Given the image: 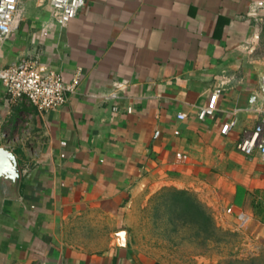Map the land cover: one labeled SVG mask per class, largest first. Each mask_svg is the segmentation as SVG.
<instances>
[{
	"label": "crops",
	"instance_id": "crops-1",
	"mask_svg": "<svg viewBox=\"0 0 264 264\" xmlns=\"http://www.w3.org/2000/svg\"><path fill=\"white\" fill-rule=\"evenodd\" d=\"M19 5L0 65L37 59L73 90L41 111L0 84V147L19 168L0 179V264H144L129 201L161 187L246 213L264 246V160L237 148L264 104V0H85L66 23L49 0Z\"/></svg>",
	"mask_w": 264,
	"mask_h": 264
},
{
	"label": "rangeland",
	"instance_id": "rangeland-1",
	"mask_svg": "<svg viewBox=\"0 0 264 264\" xmlns=\"http://www.w3.org/2000/svg\"><path fill=\"white\" fill-rule=\"evenodd\" d=\"M129 208L144 264H264V246L204 191L161 187L134 197Z\"/></svg>",
	"mask_w": 264,
	"mask_h": 264
},
{
	"label": "built area",
	"instance_id": "built-area-1",
	"mask_svg": "<svg viewBox=\"0 0 264 264\" xmlns=\"http://www.w3.org/2000/svg\"><path fill=\"white\" fill-rule=\"evenodd\" d=\"M20 0H0V39H5L14 29L20 17ZM53 16L61 23L72 19L85 5V0H49ZM0 84L7 97L11 100H27L41 111L57 109L66 101L65 91L73 90V85L63 81L57 71L49 68L42 62L33 58H21L17 62L0 65ZM120 84L113 83L118 89ZM262 89L264 92V77L262 78ZM218 92L210 93L207 104L200 107L196 112L198 119L212 114L217 109ZM117 107L115 106L114 109ZM131 108L127 107V111ZM261 116L256 127L245 133L237 143V148L245 153L256 149L264 160V104L260 108ZM178 118L183 115L179 113ZM237 118L232 117L224 123L220 129L222 134L236 123ZM231 208L227 209L230 212ZM239 228L248 229L249 216L244 212L235 215Z\"/></svg>",
	"mask_w": 264,
	"mask_h": 264
},
{
	"label": "water",
	"instance_id": "water-1",
	"mask_svg": "<svg viewBox=\"0 0 264 264\" xmlns=\"http://www.w3.org/2000/svg\"><path fill=\"white\" fill-rule=\"evenodd\" d=\"M19 168L15 155L7 148L0 147V179L16 181Z\"/></svg>",
	"mask_w": 264,
	"mask_h": 264
}]
</instances>
